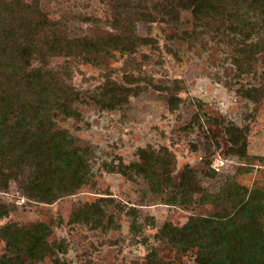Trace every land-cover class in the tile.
I'll return each mask as SVG.
<instances>
[{
  "label": "rangeland",
  "instance_id": "374dc122",
  "mask_svg": "<svg viewBox=\"0 0 264 264\" xmlns=\"http://www.w3.org/2000/svg\"><path fill=\"white\" fill-rule=\"evenodd\" d=\"M0 2L38 4L43 17L60 21V28L72 37L134 32L154 40L135 53L115 51L101 65L52 58V67L61 69L65 81L83 97L76 104L80 117L60 115L56 122L69 132L76 146L88 150L93 175L74 194L53 203L28 198L15 182L7 190L0 188V206L9 208L8 214L0 217V227L8 223L50 224V240L64 242L66 251L59 255L69 264H144L151 248L160 259L175 260L176 248L158 239L159 229L166 221L183 225L191 215H207L215 208L200 204V195L189 205L180 200L172 203L169 194L155 193L146 179H129L105 169V162L138 160V148L150 145L168 146L176 154V176L189 163L203 184L209 185L206 173L211 161L219 174L236 176L240 183L264 190V98L254 102L239 92L264 85V50L250 63L243 61L240 51L243 40L264 38L257 12L230 0L223 13L201 21L184 8L179 11V21H167L169 17L162 18L164 12L156 11H162L157 3L163 0H124L128 5L125 17H131L133 24L122 26L121 22L122 27L116 29L111 4H117L116 0ZM138 3L147 14L152 11L153 17L136 15ZM235 23L246 26L242 33L234 29ZM131 75L137 80L133 85L145 89L131 96L129 103L115 108L112 101L103 106L94 101L108 77L130 85L127 77ZM172 94L181 98L174 110L169 102ZM230 122L248 127L249 158L228 153L231 144L225 128ZM240 168L250 171L239 173ZM95 201L114 216L112 225L93 228L70 221L73 212ZM5 251L6 242L0 236V257ZM193 258L184 256L183 260L191 262ZM53 260L49 256L39 264H54Z\"/></svg>",
  "mask_w": 264,
  "mask_h": 264
},
{
  "label": "trees",
  "instance_id": "16d2710c",
  "mask_svg": "<svg viewBox=\"0 0 264 264\" xmlns=\"http://www.w3.org/2000/svg\"><path fill=\"white\" fill-rule=\"evenodd\" d=\"M163 1L157 3L162 11L156 10L164 12L163 19L167 16V21H179V11L184 8L191 10L195 20L201 21L214 13H223L230 0ZM236 1L257 12L264 27V0ZM116 3H111L115 9L114 27L133 24L131 17H125L127 3L124 0ZM136 8V15L153 17L152 11L144 12V5L138 3ZM60 25V21L43 17L38 4L0 2V188L7 190L15 182L25 196L46 203L74 194L93 175L88 150L76 146L69 132L60 129L56 122L55 118L60 115L80 117L76 104L83 97L65 81L61 69L52 67V58L101 65L115 51L131 54L140 46L154 42L134 32L72 37ZM232 25L240 33L246 27ZM262 50L264 38L261 37L256 41L243 40L240 48L243 61L248 63L256 61ZM135 81L133 75L127 77L130 85L108 77L93 99L102 106L112 101L115 108L121 107L145 89V86L133 85ZM239 92L260 102L264 98V85ZM180 101L179 96L172 94L170 108L176 109ZM225 129L231 144L228 153L249 158L248 127L230 122ZM137 155L138 160L130 163L120 159L117 163L105 162L104 167L129 179L137 176L146 179L155 193L169 194L172 203L180 200L189 205L200 195V204L215 208L207 215H191L183 225L166 221L157 237L176 248L177 258L160 259L155 248H151L144 264H264V190L242 184L236 176L219 174L211 161L208 162L210 171L206 173L211 179L209 185L203 184L189 163L176 176V154L165 145L139 147ZM248 171L240 168L238 172ZM8 212L7 206H0V217ZM70 221L108 228L114 223V216L95 201L73 212ZM52 234L53 228L46 222L1 226L0 236L6 242V251L0 257V264H39L49 256L53 257L54 264H69L59 255L66 251L64 242L51 241ZM184 256L194 258L186 262Z\"/></svg>",
  "mask_w": 264,
  "mask_h": 264
}]
</instances>
